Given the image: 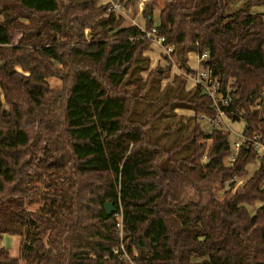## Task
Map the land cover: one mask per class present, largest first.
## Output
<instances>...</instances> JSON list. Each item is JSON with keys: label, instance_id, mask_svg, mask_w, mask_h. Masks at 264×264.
Segmentation results:
<instances>
[{"label": "trees", "instance_id": "1", "mask_svg": "<svg viewBox=\"0 0 264 264\" xmlns=\"http://www.w3.org/2000/svg\"><path fill=\"white\" fill-rule=\"evenodd\" d=\"M101 1L0 0V244L24 241L20 258L0 245V264H264V158L242 193L213 199L212 184L257 152L244 145L227 165L230 134L189 129L196 116L160 128L151 43ZM235 1L168 0L158 31L185 72L188 53L208 52L203 65L235 82L245 136L264 138V13L253 11L264 0L229 12ZM177 106L213 114L199 88ZM171 174L209 201L172 204Z\"/></svg>", "mask_w": 264, "mask_h": 264}, {"label": "rangeland", "instance_id": "2", "mask_svg": "<svg viewBox=\"0 0 264 264\" xmlns=\"http://www.w3.org/2000/svg\"><path fill=\"white\" fill-rule=\"evenodd\" d=\"M128 0H123L121 2V11L123 13V16H119L116 14V18L123 19L121 22L122 27H131L133 26V20L141 17L139 15V8L142 7L144 9L145 3L148 2L149 0H135L132 5L127 4ZM168 0H156V9L154 10V24L157 26L160 23L159 20V13L160 11L164 8L166 2ZM247 1L249 0H236L228 9L229 12L231 11H236L240 9ZM105 3V0L101 1V4L103 5ZM255 13H264V5L260 7H256L253 9ZM143 18V16H142ZM145 28H146V23H145ZM90 30L85 31V37L84 39L88 42L90 40L89 37ZM13 43H17V39L13 41ZM145 55L150 58L151 64L149 67V71H163L161 74L160 78V86L159 89L157 90V93L154 94L152 99L157 98V102H152L151 98L148 100V104L153 107V105H164L167 103L168 106L164 107L162 110V113H166L167 116L163 118L164 120L161 122V127H164L166 125H172L176 126L177 125V120L180 118L182 121L186 122L188 119L193 118L196 114L194 111H192L189 108H181V107H176L175 110L169 111L170 107H172L174 104L177 103L178 105V99L181 97H184V95H187L190 90H192V87L190 83L188 82L186 76H185V71L178 66L177 63V54L174 53L171 55L170 58L164 57V55L161 53V50L157 49L154 47L152 44H150L148 51L145 52ZM191 56V58H190ZM196 53H188L189 61L188 65L190 67H194V63L196 61ZM194 57V58H193ZM151 75L148 77V74H143L144 80L149 79ZM50 84L53 88L57 90H63L65 83L59 78V77H51L50 79ZM67 84H68V79H67ZM257 103H259L257 101ZM264 107V105H262ZM177 116V118L172 117L170 118L171 115ZM197 120V119H196ZM192 120L189 129L192 128L193 125H195L198 121ZM198 124V123H197ZM200 128H204V124H199ZM244 122H237L235 125H232V128L234 127L235 131H238V133H241L244 129ZM201 128V129H202ZM176 128L173 127V130ZM206 130V129H205ZM208 131L207 133H211L212 130H206ZM229 133V132H228ZM230 139H229V144L232 146V144L235 141H239L240 137L230 133ZM210 144V141L208 142ZM231 162L230 158L227 159L226 163L229 165ZM258 169V165L251 164L245 167H242L237 176V184L239 180H243L245 182H249V179L251 178L252 174L256 172ZM227 177L220 178L215 182V184L211 186L212 190L215 191V196L213 194V199H217L218 201L222 202L236 193H242L247 185H242L240 186L236 192L231 191L229 192V188L225 186V181ZM171 194H170V202L172 204H177V205H189L192 203H207L208 200V195L210 193H206V195H202V198H200L199 194H195L193 192V189L191 188L190 185L184 184L181 179H179L177 176L171 174ZM231 188V187H230ZM215 197V198H214ZM38 206H33L29 208L31 211H36L38 210ZM120 220V218H119ZM120 224V222H119ZM119 229H121V226H118ZM121 236V234H120ZM24 241L23 238L18 237V236H9L5 235L1 241V246L6 248L9 252V255L13 258H20V251H21V246L23 245ZM129 262V259H127ZM21 264H24L23 261H21Z\"/></svg>", "mask_w": 264, "mask_h": 264}, {"label": "built area", "instance_id": "3", "mask_svg": "<svg viewBox=\"0 0 264 264\" xmlns=\"http://www.w3.org/2000/svg\"><path fill=\"white\" fill-rule=\"evenodd\" d=\"M105 4H109V12H113L119 16H123L121 11V0H105ZM143 9L139 8V15L141 17L133 20V26L139 28L144 34L145 39L150 41V43L161 50V53L166 58H170L173 53V47L166 45V39L158 31V26L153 27L151 30L145 29V19L142 18ZM197 54V53H196ZM191 58V56H190ZM194 58V57H193ZM209 59L208 52L203 54H197L194 67L187 66L188 71L185 72V76L190 83L192 89L199 88L204 95H207L210 100V108L213 112L212 115L199 114L196 116V121L198 124H204L203 131L206 130H221L225 133H233L240 137L239 141H235L231 147L232 154L229 157L231 162L229 165H232L237 158L238 152L242 146L247 145L251 147L254 151L257 152L258 161L255 165L260 166L261 160L264 158V138L262 136H253L248 138L244 134L246 127V122L244 120V112L238 113L230 107L235 102V82L230 81L228 84H224L220 74L217 71V64H209L204 66L203 63ZM260 108V105L257 106ZM244 122V129L241 133L234 130L232 125H235L237 122ZM206 129V130H205ZM231 135V134H230ZM253 175L249 179V182L253 178ZM237 176L230 175L226 176L225 186L229 188V192L236 190L242 185H248L247 182L244 183L243 180L237 182ZM231 187V188H230ZM120 226V225H119Z\"/></svg>", "mask_w": 264, "mask_h": 264}, {"label": "water", "instance_id": "4", "mask_svg": "<svg viewBox=\"0 0 264 264\" xmlns=\"http://www.w3.org/2000/svg\"><path fill=\"white\" fill-rule=\"evenodd\" d=\"M105 211H106L107 215H110L114 211L113 205L111 203H106L105 204Z\"/></svg>", "mask_w": 264, "mask_h": 264}, {"label": "crops", "instance_id": "5", "mask_svg": "<svg viewBox=\"0 0 264 264\" xmlns=\"http://www.w3.org/2000/svg\"><path fill=\"white\" fill-rule=\"evenodd\" d=\"M254 174V173H253Z\"/></svg>", "mask_w": 264, "mask_h": 264}]
</instances>
